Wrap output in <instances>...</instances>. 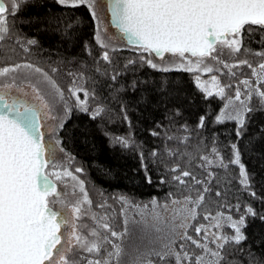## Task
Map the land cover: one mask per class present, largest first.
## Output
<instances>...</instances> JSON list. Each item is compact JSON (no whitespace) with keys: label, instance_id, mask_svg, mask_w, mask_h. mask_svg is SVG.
Returning <instances> with one entry per match:
<instances>
[{"label":"snow or ice","instance_id":"obj_1","mask_svg":"<svg viewBox=\"0 0 264 264\" xmlns=\"http://www.w3.org/2000/svg\"><path fill=\"white\" fill-rule=\"evenodd\" d=\"M29 2L8 0L10 6H6L5 0H0V43L13 34L9 16L15 17ZM56 3L66 8L87 7L95 21L94 39L103 51L93 65L95 75L67 72L71 77L67 97L54 78L60 71L58 67L46 70L26 60L0 66V264H157V261L264 264L256 253L241 247L248 238L244 232L247 218L259 215L251 205H245L241 212L239 203L228 206L216 201L219 207L215 213L204 211L209 207L206 197L210 200L216 179L211 168L227 170L229 165H235L239 169V184L256 196L250 191L251 177L235 143L231 145L230 159L225 161L214 141L207 153L199 152V145L196 153L188 151L192 133L187 124L180 126L181 135L165 131L163 151L153 149L149 155L161 156L159 163L165 164L166 171L171 173V182L182 186L188 195L182 200L171 199V204L180 207L172 209L167 217L163 213L169 210L168 202L160 204L153 199L150 206L131 205L122 196L119 198L122 204L138 209L139 218H133L130 227L126 216L123 229L116 231L106 213L93 211L85 181L77 175L83 174L84 168L72 169L74 158L60 147L58 138L59 129L72 112L69 100H74L79 111L95 119L108 109L105 103H98L90 111L89 99H98L97 87L102 81H110L104 86L112 89L124 74L113 65L109 54L116 48L112 38L104 35L105 11L118 38L140 53L137 59L127 61L125 69L139 63L160 72L194 73L196 87L205 98L216 96L225 101L214 122L234 121L236 135L241 136L247 115L257 110L252 106L254 96L259 109L264 110V59L254 66L248 59L239 58L242 49L248 52L244 37L255 31L264 32V0H56ZM67 28H72V22ZM16 43L25 53L37 45L35 39L19 37ZM254 54L264 58V51ZM242 66L251 70L255 80H240L234 95L229 96L226 89L232 85L222 84L213 73L223 74L221 69H227L234 77L237 73L233 69ZM207 74H212L210 79L202 80L201 76ZM89 80L91 90L84 86ZM135 86L133 81L132 88ZM119 91L120 88L112 90L114 99ZM121 112H124L122 104ZM42 118L56 121L51 134L54 143L51 139L45 142L48 133L41 131ZM124 119H128L126 113ZM204 127L205 117L201 116L197 128ZM151 134L161 136L157 131ZM112 142L124 148L134 143L130 136L114 137ZM167 142L176 147L168 146ZM179 146H185L183 153ZM57 152L63 153L61 160H57ZM165 156L184 158L190 167L195 160L194 168L200 173L188 167L182 169L178 163L166 164ZM57 182L62 185L60 190ZM160 183H165L163 177ZM214 194L221 197L222 193L217 189ZM105 205L106 202L97 207L103 209ZM233 208L240 213L238 218L231 214ZM201 215L204 222L196 223ZM260 219L264 220V215ZM189 229L194 235L189 234ZM126 241L131 251L125 250Z\"/></svg>","mask_w":264,"mask_h":264},{"label":"trees","instance_id":"obj_2","mask_svg":"<svg viewBox=\"0 0 264 264\" xmlns=\"http://www.w3.org/2000/svg\"><path fill=\"white\" fill-rule=\"evenodd\" d=\"M9 21L13 34L0 43V66L26 60L46 70L50 66L58 67L60 71L54 78L61 85L71 81L67 72L74 69H81L89 76L95 75L93 65L103 49L94 39L95 21L86 6L66 8L56 0H30L15 17L9 16ZM69 22H72L71 29L67 28ZM17 37L22 40L35 39L37 45L31 46L30 51L25 53L16 43ZM244 48L248 52L242 49L239 58H246L254 66L258 65L264 58L254 53L264 51V32L255 31L246 35ZM109 54L113 65L124 74L112 89L104 86L110 81H102L97 87L98 99H89L90 110L98 103H105L108 110L93 119L89 113L75 108L59 134L61 146L74 158L75 166L84 168L82 178L93 200L97 197V201L101 198V201L110 203L114 213L119 216V223L122 217L118 199L122 196L134 203H150L153 199L159 203H171L173 197L182 200L188 193L182 186L171 182V173L166 171L165 164L159 163L161 156L152 157L149 153L153 149L163 151L165 131L181 135L178 131L180 126L187 124L192 133V140L187 146L190 152L196 153L199 145V152L207 153L214 141L225 161H228L232 153L231 145L235 143L239 148L242 162L251 177L250 191H254L256 196H251L239 184V169L235 165H229L227 170L212 168L216 179L210 200L206 197L209 207L204 211L215 213L219 207L214 203L216 201L228 206L239 203L241 212L245 205H251L259 215L247 218L244 232L248 238L241 247L250 249L264 259V220L260 219L264 215V110L259 109L257 98L253 99L252 104L257 110L247 115L242 135L237 137L234 121L224 124L214 122L225 101L216 96L205 98L196 87L193 73L160 72L139 63L125 69L127 61L137 59L139 52L120 49ZM246 71L250 74L247 68ZM222 79L224 84L232 85L227 89L228 95H234L240 77L224 75ZM133 81L136 82L134 89ZM92 86L91 80L85 84L89 90ZM115 88H120V91L114 99L111 92ZM121 104L124 112H121ZM125 113L127 120L124 119ZM201 116L205 117L203 129L197 128ZM153 131L160 132L161 136H153ZM118 136H130L134 143L128 148L114 144L113 138ZM167 143L170 147H176L173 142ZM179 150L183 153L185 146H179ZM164 160L166 164L178 163L182 169L188 167L200 173L199 169L194 168L195 160L192 167L184 158L165 156ZM162 177L165 183H160ZM217 189L221 191V197L215 196ZM221 210L227 211V208ZM232 213L239 217L234 208ZM202 222L201 215L196 223ZM189 234L194 235L191 229ZM157 264L160 262L157 261Z\"/></svg>","mask_w":264,"mask_h":264},{"label":"rangeland","instance_id":"obj_3","mask_svg":"<svg viewBox=\"0 0 264 264\" xmlns=\"http://www.w3.org/2000/svg\"><path fill=\"white\" fill-rule=\"evenodd\" d=\"M5 3H6L7 6H10V5L8 4V0H5ZM102 27L106 28V32L104 33V35H105L106 37H111V38H112V43H113V45L115 46L116 50H120V49H133L132 46L127 45L125 41H123V40H121V39L118 38L117 30H116V29L112 26V24L110 23V17H109V14H108L106 11H105V13H104V15H103V24H102ZM145 55H146V54H145ZM225 59H227V57H225ZM217 67H221V66H220V65H217ZM246 68L248 69V71L250 72V74H248V72L246 71ZM73 71H82V70H81V69H74ZM221 71H222L223 74H221L220 72L213 73V74H215V75H217V76L219 77V79H220V81H221L222 84H224L223 79H222V77H223L224 75H228V76H230V77H233V76H231V75L228 73V70H227V69H221ZM233 71L237 73V75L234 76V77L239 76V77H240V80H243V79H245V78L252 79L253 81L255 80V78L252 77L251 70H250L247 66H242L241 68L233 69ZM169 72H171V71H169ZM193 74H194V73H193ZM57 75H58V72L55 74V77H56ZM194 75H195V74H194ZM211 75H212V74L202 75V76H201V79H202V80H209ZM240 80H238L237 84L239 83ZM70 82H71V81H68L67 85H61V84H59V85L61 86V88L65 89L66 97H67V86L69 85ZM57 83H58V82H57ZM237 84H236V85H237ZM84 86H85V85H84ZM240 87H241V89L243 90V85H240ZM262 87H263V86H262ZM226 91H227V89H226ZM80 95H81V98L83 99V94L81 93ZM254 98H256V97L254 96L253 99H254ZM69 103L73 105V107H72V111H73V110L76 108V107L74 106V100H69ZM252 104H253V100H252ZM258 106H259V105H258ZM89 108H90V106H89ZM90 111H91V110H90ZM57 112H59V108H57ZM71 113H72V112H71ZM71 113H70V114L68 115V117L64 120V124H65V122L68 120V118L70 117ZM41 123H42V127H41L42 131H46V132L48 133V134H46L45 137H44L45 142H49L50 139H51V141L54 143V142H55V137H53L51 134H52V132H53V128H54V125H55L56 121H53V120H51V119H47V118H42ZM64 124H63V125H64ZM61 129H62V128H60L59 131H58V138H59V140H60V136H59V134H60ZM131 140H132V139H131ZM60 141H61V140H60ZM132 141H133V140H132ZM132 144H133V143H132ZM60 147H62L61 144H60ZM64 151H65V150H64ZM65 152H66V151H65ZM62 157H63V153L57 152V160H61ZM65 163H66V161H65ZM71 167H72V169H74V168L77 167V166H75V164L73 163V164L71 165ZM211 169H212V168H211ZM211 169H210V170H211ZM77 175H79L80 178L83 179V178H82V174H77ZM83 180H84V179H83ZM57 185H58V190H60L61 187H62V185L60 184V182H57ZM85 187H86V189H87V191H88V188H87V186H86V183H85ZM88 194H89L90 199H91L92 202H93V205H92V207H93V211L97 212L98 214H104V213H106V214L108 215V217H109V221H110V223L112 224L113 228H114L116 231H121V230L123 229L124 219H125L126 216H127V218L129 219V222H130V223H129V226H130V227H131V220H132L133 218H135V219H138V218H139L138 215H137L138 209H136L135 207H132V206H125V205L122 204V202L120 201V199H118V201H119V205L121 206V207H120V212H121V216H120V217H122V220H121V222L119 223L118 220H117L119 216H118L117 214L114 213V210H113V208H112V206H111L110 203H108V202L105 201V200L101 201V200H102L101 198H99V200L97 201V197H96V200L94 201L89 191H88ZM128 200H129V199H128ZM129 201L131 202V205H149V206H150V203H134V202H132L131 200H129ZM105 202H106V205H105V207H104L103 209L97 207V205L102 204V203H105ZM160 204H163V203H160ZM113 207H114V206H113ZM179 207H180L179 204H177V205H173V204L169 203V210H168L167 212H164L163 214H164L166 217H167V216H170V215H171V211H172V209L179 208ZM235 214H239V215H240V213H237L236 211H235ZM232 215H233L234 218H238V217H236L233 213H232ZM87 222H88V223H91L90 220L87 221ZM224 231L227 232V233H229V234H231L230 230L227 229V228H225ZM157 246H158V245H157ZM125 250H126V251H131V247H130V245H129V242H127V241H126V243H125ZM125 259H127V257H125Z\"/></svg>","mask_w":264,"mask_h":264},{"label":"water","instance_id":"obj_4","mask_svg":"<svg viewBox=\"0 0 264 264\" xmlns=\"http://www.w3.org/2000/svg\"><path fill=\"white\" fill-rule=\"evenodd\" d=\"M7 6V5H6ZM41 131H42V129H41Z\"/></svg>","mask_w":264,"mask_h":264}]
</instances>
